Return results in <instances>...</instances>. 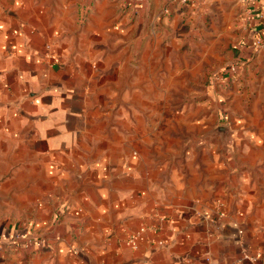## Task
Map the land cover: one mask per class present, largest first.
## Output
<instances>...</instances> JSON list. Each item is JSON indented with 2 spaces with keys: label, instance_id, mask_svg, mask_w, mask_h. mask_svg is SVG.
<instances>
[{
  "label": "crops",
  "instance_id": "1",
  "mask_svg": "<svg viewBox=\"0 0 264 264\" xmlns=\"http://www.w3.org/2000/svg\"><path fill=\"white\" fill-rule=\"evenodd\" d=\"M126 1L0 0V159L32 219L0 233V264H264V137L167 158L161 130L132 128L170 0Z\"/></svg>",
  "mask_w": 264,
  "mask_h": 264
},
{
  "label": "rangeland",
  "instance_id": "2",
  "mask_svg": "<svg viewBox=\"0 0 264 264\" xmlns=\"http://www.w3.org/2000/svg\"><path fill=\"white\" fill-rule=\"evenodd\" d=\"M117 1L121 10L129 7L126 0ZM175 1L160 7L164 19L148 23V30L156 27L160 36L148 38L146 114L134 113L137 121H131V127L138 128L144 119L146 128L161 130L167 158L181 156L200 139L221 140L229 149L255 133L264 137V49L254 48L251 34L263 29L264 21L252 14L245 0ZM85 7L87 15L91 6ZM222 110L227 119L220 116ZM204 128L213 129L202 134ZM217 128L228 133L215 134ZM8 162L0 159V233L25 231L32 221L19 210L28 202L6 173Z\"/></svg>",
  "mask_w": 264,
  "mask_h": 264
},
{
  "label": "built area",
  "instance_id": "3",
  "mask_svg": "<svg viewBox=\"0 0 264 264\" xmlns=\"http://www.w3.org/2000/svg\"><path fill=\"white\" fill-rule=\"evenodd\" d=\"M186 0H183L185 2ZM257 1V0H253ZM246 2V0H245ZM259 19H262L264 21V7L261 8L260 14H259ZM253 46L256 50L258 49H264V36L256 38L253 42ZM233 71H235V68H232ZM158 218V216H157ZM159 219V218H158ZM158 230V227L155 224L152 225H143L140 227V229L129 235L126 239V245L131 248L132 250H139L140 249V242L145 239V236L148 233H154ZM23 237H21L22 239ZM26 245H32L33 239L30 240V238L25 240Z\"/></svg>",
  "mask_w": 264,
  "mask_h": 264
},
{
  "label": "trees",
  "instance_id": "4",
  "mask_svg": "<svg viewBox=\"0 0 264 264\" xmlns=\"http://www.w3.org/2000/svg\"><path fill=\"white\" fill-rule=\"evenodd\" d=\"M257 19H259V15L256 16ZM261 30H256V32H251L252 36L254 37V39L258 38L259 35L264 36V28L262 29V27L260 28Z\"/></svg>",
  "mask_w": 264,
  "mask_h": 264
},
{
  "label": "water",
  "instance_id": "5",
  "mask_svg": "<svg viewBox=\"0 0 264 264\" xmlns=\"http://www.w3.org/2000/svg\"><path fill=\"white\" fill-rule=\"evenodd\" d=\"M226 133H228V129L227 128H217L215 130V134L226 135Z\"/></svg>",
  "mask_w": 264,
  "mask_h": 264
}]
</instances>
